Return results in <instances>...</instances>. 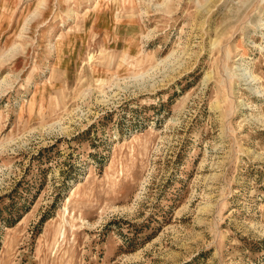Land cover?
I'll return each mask as SVG.
<instances>
[{
  "label": "rangeland",
  "instance_id": "obj_1",
  "mask_svg": "<svg viewBox=\"0 0 264 264\" xmlns=\"http://www.w3.org/2000/svg\"><path fill=\"white\" fill-rule=\"evenodd\" d=\"M0 264H264V0H0Z\"/></svg>",
  "mask_w": 264,
  "mask_h": 264
},
{
  "label": "bare ground",
  "instance_id": "obj_2",
  "mask_svg": "<svg viewBox=\"0 0 264 264\" xmlns=\"http://www.w3.org/2000/svg\"><path fill=\"white\" fill-rule=\"evenodd\" d=\"M100 1V0H99ZM97 5V4H96ZM258 88V87H257ZM255 89V88H254ZM259 90V89H258Z\"/></svg>",
  "mask_w": 264,
  "mask_h": 264
}]
</instances>
